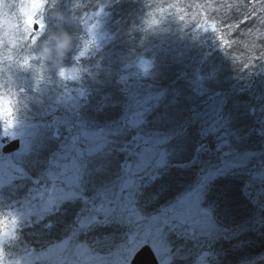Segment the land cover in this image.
<instances>
[{"label":"trees","instance_id":"16d2710c","mask_svg":"<svg viewBox=\"0 0 264 264\" xmlns=\"http://www.w3.org/2000/svg\"><path fill=\"white\" fill-rule=\"evenodd\" d=\"M201 2L211 5L208 14L216 21L213 34L200 42L173 35L149 41L145 47L153 63L147 76L136 67L132 54L133 48L143 54L137 47L139 34L130 41L126 33V18L136 7L130 4L118 6L125 19L115 23L113 15L104 31L106 38L97 43L98 54L81 61L92 67L94 76L80 81L66 78L61 85L52 71L50 82L34 91L32 72L20 71L12 62L8 74L17 90L25 89L19 105L22 123L36 131L31 152L21 163L24 174L0 189V207L30 205L38 188L59 173V165L72 160L66 132H57L50 124L54 115L70 113L66 109L70 98L77 100L81 119L104 134V147L80 159L77 198L23 223L21 239L11 247L13 256L20 250L41 253L68 241L71 247L86 246L89 253L97 254L98 264H114L117 252L123 253L139 231L135 228L139 219L105 217L99 211L98 219L84 217L96 215L93 210L101 204L111 206L114 196L126 191L125 166L135 163L139 144L150 138L164 141L159 150L153 149L155 160L159 156L162 160L130 189L135 213L156 218L180 212L181 204L198 200L200 211L208 210L216 226L198 235L190 234L185 224L166 222L162 231L172 255L170 264H264V196L256 191V170H252L259 162L264 166V61L256 60L255 68L244 67L251 57L245 43L264 46V36L249 39V30L264 32L260 20L264 13L253 6L260 0ZM70 3L59 0L49 10L42 20L44 30L33 34L35 42L25 31L15 30L13 38L20 46L12 50L14 57L39 51L48 33L59 30L52 12H67ZM63 27L75 36V50L81 44V27ZM261 50L253 49L257 55ZM73 55L65 63H76ZM97 60L100 69L95 68ZM145 100V111L137 116L134 104ZM222 102L228 132L210 134L208 122ZM225 136L227 140H222ZM82 220L87 221L84 226Z\"/></svg>","mask_w":264,"mask_h":264},{"label":"clouds","instance_id":"9594fccd","mask_svg":"<svg viewBox=\"0 0 264 264\" xmlns=\"http://www.w3.org/2000/svg\"><path fill=\"white\" fill-rule=\"evenodd\" d=\"M58 3L59 0H0V27L3 29L0 32V73L4 74L0 75V138L15 139L12 132L22 122L19 105L20 95L25 89L21 87L17 90L8 74L13 61L20 71L32 72L36 82L34 91H39L40 85L50 82L48 73L52 71L61 85L66 78L80 81L86 76H94L97 73L93 72L92 67L81 61L98 54L97 37L105 31L113 15L116 16L115 23L125 19L119 15L118 6L130 4L136 7L126 18V33L130 41L139 34L137 47L142 49L143 54H137L136 48L132 49V54L136 57V67L147 76L153 63L147 55L150 49L145 47L149 41L159 42L173 35L189 39L190 42H200L209 37L208 33L213 34V26L216 24L208 14L211 5L201 0H71L67 12H52V17L58 21L59 30L48 33L39 51L23 53L16 59L12 51L17 43L13 33L17 29L24 31L25 16L38 11L42 14L40 19L44 20L49 10L55 9ZM253 6L258 12L264 13V0ZM113 10H116L115 13ZM260 20L264 22V16ZM64 24L79 25L82 29L81 44L75 50V36L64 29ZM249 31L250 40L264 36V32ZM5 45L10 47L6 48ZM245 47L251 53L249 62L244 65L246 69L255 68L256 60L264 61V46L253 42L251 47L245 43ZM255 48L262 49L259 55L253 51ZM73 52L72 59L76 63H65ZM77 57L80 59L77 60ZM95 68H101L100 60H97ZM22 224V218L13 208L0 207V264H21L18 257L14 258L11 247L21 239Z\"/></svg>","mask_w":264,"mask_h":264},{"label":"rangeland","instance_id":"374dc122","mask_svg":"<svg viewBox=\"0 0 264 264\" xmlns=\"http://www.w3.org/2000/svg\"><path fill=\"white\" fill-rule=\"evenodd\" d=\"M43 30L44 28L38 30L36 33H42ZM2 31L3 30H1V32ZM105 38L106 36L103 32L97 37V43L100 44ZM16 41V46H20L19 39H16ZM15 58L19 59L17 55ZM146 102H148V100L139 101L134 104V110L137 116L143 115ZM66 109L70 112L68 115H54L50 124L57 127V132H66V139L69 143V147L73 150L72 160L60 164L59 173L52 178L48 185L38 188L36 194L31 196L33 200L35 199L33 203L26 205L23 209L19 207L13 208L22 218L23 223L30 221L33 215H39L40 213H46L52 210L62 201L77 198L76 187L79 182L81 171L80 159L104 147V134L102 131L90 128L81 119L77 100L70 98V101H68L66 105ZM138 123L137 120L135 125L137 126ZM25 129L28 132L27 135L15 138L21 141V147L18 151L5 153L3 151L4 147L14 139L11 137L7 139L0 138V189L5 187V185H9L13 179L16 181L18 177L24 174L21 163L23 158L31 152V145L36 127H26L21 122L16 128L18 132ZM160 142L147 138L142 146L140 141L139 154L135 159V163L132 166H125L126 183L124 187L126 186V191L124 193L119 192L118 195L114 196V205H107L108 203L101 204L98 208L93 210L96 215L87 214V216L84 217L98 219L97 215L99 211L102 212L101 214L105 217H117L118 215H128L131 217L136 215L139 219L135 226L139 231L135 232L130 237L129 245L123 253L119 254L120 251L117 252L119 256L117 255L115 257L114 264H130L133 254L138 248L146 244L154 248L161 264H170L172 255L168 245L164 243L162 231L166 222L185 224L190 234L194 233L198 235H202L216 228L211 213L208 210L200 211L198 200H195L196 202H190L187 206L181 204L182 210L180 212L171 211L165 215H158L159 217L156 218H140L139 214L135 213L134 207H132L133 198H131L130 189L139 182L138 180H141L150 170L156 167L155 164L159 165L161 163L162 156H159V158L155 160V153H153V149L157 148V150H159L164 141ZM147 143L150 144V147H147ZM13 164L16 166V170L12 168ZM253 169L256 170L253 172L254 185L257 187L256 191L259 197L263 198L264 180L255 178L259 174L264 173L263 163L259 162L258 166L254 164L252 170ZM176 208L173 210H176ZM85 223L82 220L81 225L84 226ZM20 252L21 250L19 252L15 251V253L19 254L14 255V258L18 257L21 264H98L100 261V257L97 254L89 253L86 246L78 245L76 247H71L68 241L51 247L41 253L35 252L33 249L22 251V253Z\"/></svg>","mask_w":264,"mask_h":264},{"label":"snow or ice","instance_id":"6c2138e0","mask_svg":"<svg viewBox=\"0 0 264 264\" xmlns=\"http://www.w3.org/2000/svg\"><path fill=\"white\" fill-rule=\"evenodd\" d=\"M39 12H35L31 16H25L24 19V31L28 35V38L35 42L37 37H35L33 34L36 33L38 30H41L44 28V23L42 19H39ZM246 22V21H245ZM203 94V93H201ZM209 126L212 128V133L210 134H215L219 135L220 133H226L228 132V122L223 118V102L221 103L219 112H214L212 115L211 120L208 122ZM28 132L27 130H20L19 132L14 129L12 132V137L17 138V137H22L27 135ZM222 140H227V137H222ZM223 146V145H222ZM226 154H230L226 153ZM12 168L16 170V166L13 164ZM256 179L264 180V173L259 174ZM14 182V179H13ZM251 187V185H249Z\"/></svg>","mask_w":264,"mask_h":264},{"label":"water","instance_id":"95a60500","mask_svg":"<svg viewBox=\"0 0 264 264\" xmlns=\"http://www.w3.org/2000/svg\"><path fill=\"white\" fill-rule=\"evenodd\" d=\"M21 146L19 139L9 142L3 149L5 153L17 151ZM130 264H160L155 251L150 245L142 246L134 255Z\"/></svg>","mask_w":264,"mask_h":264}]
</instances>
